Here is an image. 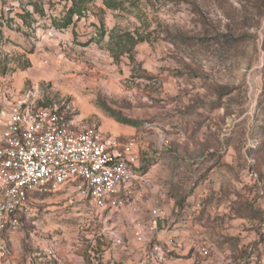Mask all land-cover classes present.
<instances>
[{"label":"rangeland","instance_id":"rangeland-1","mask_svg":"<svg viewBox=\"0 0 264 264\" xmlns=\"http://www.w3.org/2000/svg\"><path fill=\"white\" fill-rule=\"evenodd\" d=\"M119 2L88 0L56 29L71 1L0 0L1 91L34 89L74 126L137 136L149 181L135 211L35 195L0 234L1 264H264V0ZM128 32L146 41L110 51ZM154 206L166 216L150 232Z\"/></svg>","mask_w":264,"mask_h":264},{"label":"built area","instance_id":"built-area-1","mask_svg":"<svg viewBox=\"0 0 264 264\" xmlns=\"http://www.w3.org/2000/svg\"><path fill=\"white\" fill-rule=\"evenodd\" d=\"M36 97L34 89H0V234L17 230L35 195L65 189L98 211H135L136 193L149 185L139 171L138 137L74 126L62 108L39 106ZM151 214L155 232L166 212L154 206ZM2 255L0 247V264Z\"/></svg>","mask_w":264,"mask_h":264},{"label":"trees","instance_id":"trees-1","mask_svg":"<svg viewBox=\"0 0 264 264\" xmlns=\"http://www.w3.org/2000/svg\"><path fill=\"white\" fill-rule=\"evenodd\" d=\"M71 1V4L65 14L62 16V18L58 20H52V24L56 29H66L69 26L73 24L74 18H81L84 16L85 13V4L88 2V0H69ZM91 1V0H89ZM120 0H103V5L106 9L115 11L118 9H121V4L119 2ZM38 11V10H36ZM20 19L25 20V15H19ZM2 27V25H0ZM101 38L103 37V33H100ZM1 32H0V40H1ZM146 41L145 38L140 36L137 33H125L121 35H115L111 34L109 37V45H110V51L118 54H125L131 51V49L141 43ZM130 58L132 56L130 55ZM29 67V64L24 66L23 68ZM106 113L110 115V117L114 118L118 123L124 124V125H129V126H134L135 123L132 122L131 120H128L123 117H118L114 112L111 110L107 109L105 110Z\"/></svg>","mask_w":264,"mask_h":264}]
</instances>
